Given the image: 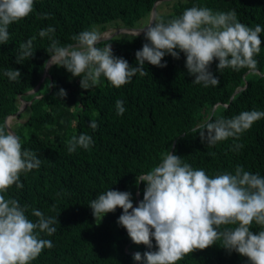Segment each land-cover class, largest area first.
<instances>
[{"label": "trees", "instance_id": "16d2710c", "mask_svg": "<svg viewBox=\"0 0 264 264\" xmlns=\"http://www.w3.org/2000/svg\"><path fill=\"white\" fill-rule=\"evenodd\" d=\"M156 1L35 0L33 13L10 25L9 42L0 44V124L25 102L24 109L15 115L24 120L11 130L21 136L23 148L36 152L42 161L39 169L21 175L23 189L13 186L7 195L17 198L22 206L29 205L26 215L33 221L37 218L31 215L32 209L58 219L56 233L41 234L52 240L54 247L44 249L31 264H143L135 261L133 254L157 250L155 239L152 249L133 243L127 230L117 223L121 208L96 221L89 204L112 189L131 192L136 207L145 188L136 178L158 166L168 151L209 176L225 171L234 174L236 166L242 165L264 177V119L243 134L238 142L244 147L239 152L233 150L232 138L209 146L192 131L209 119L264 111V76L248 75L247 69L236 72L226 68L221 73L217 70L219 61L214 60L210 71L220 83L206 88L192 82L195 77L188 74L186 57L181 53L179 59L165 55L162 63L166 61V67L145 62L148 74L141 77L137 73L120 88L102 76L98 86L83 89L80 77L52 65L38 89L31 92L51 58L46 51L49 39L38 35L41 29L53 26L61 46L74 44L72 37L86 29H137L148 24ZM198 4L214 11L235 9L240 22L264 27V0H161L155 16L168 20ZM40 13L50 18L40 19ZM33 36L34 56L17 64L19 45ZM260 39L261 52L256 59L264 73V33ZM146 42L144 32H140L136 37L122 34L103 39L96 47L110 44L115 56L137 66L135 53ZM9 68L20 70L19 82L3 75ZM61 88L67 93L63 98L56 95ZM117 100H123L126 109L120 116L116 114ZM91 120L98 124L95 131L88 126ZM204 131L207 134V129ZM81 133L90 135L94 145L89 150L78 147L70 154L67 142ZM251 230L257 233L260 228L253 225ZM217 243L186 255L177 264H249L247 257L229 253Z\"/></svg>", "mask_w": 264, "mask_h": 264}, {"label": "clouds", "instance_id": "9594fccd", "mask_svg": "<svg viewBox=\"0 0 264 264\" xmlns=\"http://www.w3.org/2000/svg\"><path fill=\"white\" fill-rule=\"evenodd\" d=\"M34 5L35 0H0V44L9 42V26L31 15ZM38 18L50 16L40 13ZM141 30L147 42L135 53L137 66H131L126 59L113 54L110 44L96 47L102 36L95 28L74 35V44L61 46L55 38L56 29L48 26L38 33L50 41L46 51L51 59L43 67H64L73 77L81 78L83 89L98 86L102 76L120 88L137 73L141 77L148 74L145 62L166 67L167 62L162 63L165 55L179 59L181 53L186 57L188 74L195 77L192 82L206 88L220 83L210 71L214 60L219 61L217 70L221 73L226 68L236 72L247 69L248 75L264 76L256 59L261 52L260 34L264 27L240 22L235 9L224 12L193 6L168 20L154 15L134 36H139ZM35 39L33 36L19 45L17 64L34 56ZM3 75L19 82L22 73L9 68ZM56 95L63 98L67 93L61 88ZM123 104V100L116 101L118 116L126 110ZM261 119L264 111H243L231 118L209 119L192 131L198 132L201 141L209 146L232 138L233 150L239 152L244 145L238 141ZM88 126L93 131L98 128L95 120ZM7 129V122L0 124V264H31L44 249L54 247L53 241L41 234L56 233L58 219L32 209L31 215L37 218L33 221L26 215L29 205L22 206L17 198L7 195L13 186L23 189L21 175L39 169L42 163L36 152L23 148L20 135ZM93 145L92 137L86 133L73 135L67 142L70 154L78 147L89 150ZM141 181L145 183L143 199L136 207L131 192L112 189L89 204L96 221L121 208L117 223L127 230L133 243L152 249L155 239L157 250L135 252V261L177 264L186 255L219 242L229 253L235 251L247 257L249 264H264V177L259 173L237 165L234 174L225 171L209 176L204 169H194L181 156L168 151L158 166L136 178L137 184ZM253 225L259 226L257 233L251 230Z\"/></svg>", "mask_w": 264, "mask_h": 264}, {"label": "rangeland", "instance_id": "374dc122", "mask_svg": "<svg viewBox=\"0 0 264 264\" xmlns=\"http://www.w3.org/2000/svg\"><path fill=\"white\" fill-rule=\"evenodd\" d=\"M197 6H203V5L198 4ZM164 9L166 10L167 8H164ZM96 30L99 32L98 29ZM99 33L101 34L102 38H109L112 36H117V35H122V34L133 35L135 33V30L121 29V28H116L115 26H110L107 30L103 32H99ZM23 120L24 118L21 119V118L16 117L15 115H10L7 117L6 122L8 123V127L11 128L15 126V124L22 122Z\"/></svg>", "mask_w": 264, "mask_h": 264}, {"label": "water", "instance_id": "95a60500", "mask_svg": "<svg viewBox=\"0 0 264 264\" xmlns=\"http://www.w3.org/2000/svg\"><path fill=\"white\" fill-rule=\"evenodd\" d=\"M161 0H157L155 3H154V5H153V8H152V11H151V17H150V20H149V22H151V20L153 19V16L155 15V13H156V11H155V9H156V4L157 3H159ZM148 22V23H149ZM139 28H137V29H128V30H138ZM140 32H143L142 30L140 31ZM103 39H106V38H102V40ZM50 59L51 58H49L48 59V61H50ZM46 73H47V68L46 67H44V71H43V75H42V77H41V79L39 80V82L37 83V85H36V87L31 91V92H34L35 90H37L38 89V87L40 86V83H41V81L43 80V77L46 75ZM26 106V103L25 102H23V106L16 112V113H14L13 115H16L19 111H21L22 109H24V107ZM6 119H7V117H6ZM6 119H5V121H6ZM8 130H11V128H9L8 127ZM12 131V130H11ZM13 132V131H12ZM14 133V132H13ZM138 195V194H137Z\"/></svg>", "mask_w": 264, "mask_h": 264}]
</instances>
